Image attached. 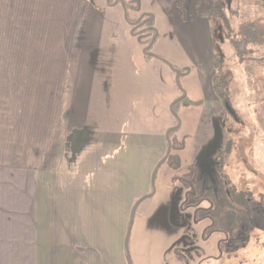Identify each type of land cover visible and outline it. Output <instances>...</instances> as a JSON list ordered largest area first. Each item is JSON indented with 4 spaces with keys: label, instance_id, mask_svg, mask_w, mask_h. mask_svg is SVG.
Wrapping results in <instances>:
<instances>
[{
    "label": "crops",
    "instance_id": "0c3cea01",
    "mask_svg": "<svg viewBox=\"0 0 264 264\" xmlns=\"http://www.w3.org/2000/svg\"><path fill=\"white\" fill-rule=\"evenodd\" d=\"M112 1L0 0V264H128L131 209L167 131L140 130L162 70L133 35L137 13Z\"/></svg>",
    "mask_w": 264,
    "mask_h": 264
},
{
    "label": "rangeland",
    "instance_id": "374dc122",
    "mask_svg": "<svg viewBox=\"0 0 264 264\" xmlns=\"http://www.w3.org/2000/svg\"><path fill=\"white\" fill-rule=\"evenodd\" d=\"M126 1L138 7L135 17H153L151 53L158 56L155 67L162 70L150 69L140 130L175 129L171 160L162 163L154 177L155 195L136 209L127 244L130 261L264 264V100L249 85L253 60L264 56V48L241 63L232 47L239 25L264 15L259 0H210L221 6L228 27L198 12L209 0L195 6L187 1L186 10L178 5L183 0H171L167 9L155 0ZM145 34L135 36L137 43L143 45ZM214 57L218 69L232 76L227 106L213 98L203 80ZM170 67L180 71L177 81ZM227 179L238 191L251 192L250 218L223 202L227 193L221 184L227 186Z\"/></svg>",
    "mask_w": 264,
    "mask_h": 264
},
{
    "label": "trees",
    "instance_id": "16d2710c",
    "mask_svg": "<svg viewBox=\"0 0 264 264\" xmlns=\"http://www.w3.org/2000/svg\"><path fill=\"white\" fill-rule=\"evenodd\" d=\"M175 2H179V0H176ZM179 4L182 8V2L178 3V5ZM259 5L264 10V0H259ZM124 7L127 15L128 13H137L138 11L137 10L138 7L132 4V1L125 2ZM202 13L206 17L212 16L218 19L219 21L222 22V24L225 27L229 26V23L224 15V12L222 11L221 6L217 5V3H214ZM140 15L141 14L139 13L135 19H130L127 16V21L131 23L135 21ZM149 25L151 24L149 23ZM153 34H154L153 30L146 32L145 35L147 36V39L143 42L145 46L150 43ZM232 47L234 49L235 55L239 58L241 63L246 62L251 54L255 52L257 53L259 49L264 48V15L252 21L242 22L239 25L237 31L234 33V38L232 39ZM148 52H151V49L148 50ZM144 56L146 60L153 58L148 53L144 54ZM253 67L254 70L251 72V75L249 76V85L254 90L255 94L261 95L264 100V74L262 73V71H264V56L254 59ZM212 70L213 71L210 79V86L213 96L217 102H220L222 105L227 106L228 97H227L226 89L231 83L232 76L228 72H221L218 69V62L215 57L212 59ZM176 104L172 106L173 111ZM173 130L175 129H170L168 134V138L171 143V152L173 149V144L171 141V134ZM168 160L170 162L171 153L163 161V163ZM171 165L174 166L175 165L174 162H171ZM226 181H227V186H223L221 184L222 191L226 188L225 193H227V195L222 196L223 202L226 203L229 207L231 206L232 208L237 210V212L241 213L243 217L250 218L252 211L251 205L253 200L251 192L238 191L237 188L232 184V182L229 179H227ZM151 192L152 189L150 190V193ZM150 197L152 196L145 195L139 198L140 202L138 206ZM136 201H138V199ZM136 201L134 203H136ZM127 258L129 259L128 255Z\"/></svg>",
    "mask_w": 264,
    "mask_h": 264
},
{
    "label": "water",
    "instance_id": "95a60500",
    "mask_svg": "<svg viewBox=\"0 0 264 264\" xmlns=\"http://www.w3.org/2000/svg\"><path fill=\"white\" fill-rule=\"evenodd\" d=\"M117 2H119L120 5H122V7H124V3H123L122 0H118V1H116V2L114 3V5H116ZM124 9H125V7H124ZM125 11H126V10H125ZM143 17H146V19L144 20V22H150V21H152V19H153V17H152L151 15L144 14V15H141V16L137 19V21H136L134 24H133V23H130V25H132L134 28H137L136 25L138 24V22H139L140 20L143 19ZM141 26H142V24H141ZM152 30H153V28H152ZM145 31H146V30L142 31V33L145 32ZM153 31H154V35L152 36V38H151V40H150V43H149L148 45L145 46V48H144V54L148 53L151 57H153V58H155V59H158V56H156L155 54H153V53H151V52H148V50H150V49L152 48L153 43H154L155 38H156V31H155V30H153ZM139 34H141V32L136 33V34L133 33L134 36L139 35ZM170 68L173 69L172 67H170ZM173 71H174L175 76H176V77H175V80L177 81L179 71L174 70V69H173ZM184 97H185V94H183V96H182L181 98L176 99V100L170 105L169 110L173 112V110H172V106H173L174 104L178 103L179 101H181ZM168 134H169V130H168V131L166 132V134H165L166 141H167V151H166V154H165V156H164V157L158 162V164H157L156 167H155V170H156V169H157V168L163 163V161H164V160L170 155V153H171V143H170V141H169ZM155 170H154V172H153L152 175H151V186H152V192L149 193L148 196H153V195L155 194V190H154V188H153V185H154V174H155ZM139 202H140V200L138 199V201H136V203H134V205H133V207H132V209H131L130 220H129L128 229H127V233H126L125 241H124V248H125L126 253H127V248H128V245H127V244H128V237H129V234H130L131 225H132L133 218H134V215H135V212H136V209H137V207H138ZM127 255H128V253H127ZM128 264H130V263H129V259H128Z\"/></svg>",
    "mask_w": 264,
    "mask_h": 264
},
{
    "label": "flooded vegetation",
    "instance_id": "af4514ba",
    "mask_svg": "<svg viewBox=\"0 0 264 264\" xmlns=\"http://www.w3.org/2000/svg\"><path fill=\"white\" fill-rule=\"evenodd\" d=\"M141 16V15H140ZM139 16V17H140ZM138 17V18H139ZM137 18V19H138ZM137 19L135 20V21H133V22H131V23H135L136 21H137ZM146 19V17H143V19L142 20H140L139 22H138V24L136 25V27L137 28H134L133 26H132V29L134 30V33L136 34V33H139V32H141V34H143V33H146V32H149V31H152V25H149V23L150 22H144V20ZM141 24H142V26H141ZM144 30H146L145 32H143L142 33V31H144ZM140 35V34H139Z\"/></svg>",
    "mask_w": 264,
    "mask_h": 264
}]
</instances>
